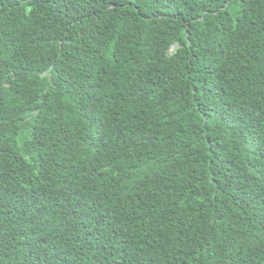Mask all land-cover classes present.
<instances>
[{
  "label": "trees",
  "instance_id": "trees-1",
  "mask_svg": "<svg viewBox=\"0 0 264 264\" xmlns=\"http://www.w3.org/2000/svg\"><path fill=\"white\" fill-rule=\"evenodd\" d=\"M0 264H264V0H0Z\"/></svg>",
  "mask_w": 264,
  "mask_h": 264
}]
</instances>
